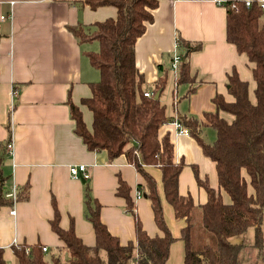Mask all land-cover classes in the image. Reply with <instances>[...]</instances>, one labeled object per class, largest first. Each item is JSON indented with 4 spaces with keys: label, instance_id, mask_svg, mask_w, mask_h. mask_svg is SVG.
<instances>
[{
    "label": "crops",
    "instance_id": "crops-1",
    "mask_svg": "<svg viewBox=\"0 0 264 264\" xmlns=\"http://www.w3.org/2000/svg\"><path fill=\"white\" fill-rule=\"evenodd\" d=\"M225 1L158 0L152 22L146 24L135 44V65L143 76V85L153 87L160 77L167 83L169 77L173 88L171 60L184 54L178 52L177 37L202 45L200 51L189 55L193 84L185 85L183 93V85L174 88V108L168 112L165 108L173 121L158 130V138L167 136L173 146V161L184 163L178 177V194L191 196L195 205L204 204L207 195L197 186L194 171L218 190L215 163L202 153L193 137L179 132L175 118L185 115L203 121L204 113L215 110L212 99L216 94L231 101L226 75L233 67L243 81L251 78L245 56L236 54L226 41ZM259 1L264 6V0ZM82 2L0 0V143L10 140L13 144L11 155L5 151L2 166L7 177L5 194L13 191L15 195L29 185L27 200L15 202L12 198L11 206L0 208L4 260L8 256L14 259L12 247L17 245L38 244L54 252L64 246L50 227L52 202L61 229L72 227L83 245L93 247L96 242L87 219V203H97L101 223L121 245L134 244L133 218L124 197L117 194L120 181L129 187L133 211L142 229L149 237L162 236L146 198L145 182L137 170L123 155L109 160L105 151H89L74 133L67 101L79 106L83 122L91 130L92 114L81 102L91 97L90 85L98 81L99 75L83 53L94 50V46L80 44L69 27L116 17L112 6L91 10ZM190 86L195 91L185 97ZM145 92L151 90L146 88ZM220 115L225 118L223 113ZM77 165L85 166V180L70 176L69 168ZM146 171L156 182L166 226L176 238L165 264H183L184 245L179 237L184 221L174 218L172 207L164 199L160 170L148 167ZM219 193L222 202L230 204V197L223 190ZM249 230L252 234L243 240L251 244L254 231ZM262 233L264 242V222ZM243 240L238 238L234 244Z\"/></svg>",
    "mask_w": 264,
    "mask_h": 264
},
{
    "label": "trees",
    "instance_id": "trees-1",
    "mask_svg": "<svg viewBox=\"0 0 264 264\" xmlns=\"http://www.w3.org/2000/svg\"><path fill=\"white\" fill-rule=\"evenodd\" d=\"M227 0L225 9V37L238 55H244L254 82V100L249 97V86L236 68L226 75L227 93L232 98L216 94L212 102L214 112L204 113L203 121L190 116H177L176 121L188 129L202 150L215 163L218 190L199 178L207 200L195 205L191 196L178 194V177L184 163L173 161V146L167 136L158 138L159 128L173 118L167 117L159 97L165 79L159 78L145 97L144 79L135 65V44L143 35L146 24L153 20L152 11L158 0H83L82 4L95 10L102 6L116 9L114 19L95 21L89 26L69 27L80 44L96 43L98 49L83 52L90 65L99 73L97 82L90 85L91 97L81 105L92 114L91 130H87L79 106L67 101L74 133L89 151H105L109 160L125 156L141 175L150 201L153 220L162 236L149 237L133 211L129 187L120 181L117 194L124 197L126 209L134 222L135 243L121 245L109 234L99 219L97 203H87V219L95 233V245L87 247L75 235L73 228L59 226V214L53 203L51 230L63 243L54 252L42 251L43 246L17 245L12 247L15 264H165L170 245L176 240L168 230L161 198L148 167L158 168L165 201L172 207L174 218L184 221L179 240L184 245L183 264H264V9L259 0ZM182 60L178 65L175 87L194 82L189 55L202 49L199 42L177 37ZM180 55V54H179ZM195 87H189L185 97ZM158 98H155L156 94ZM232 117L228 122L220 114ZM211 128L215 140L208 144L202 138V129ZM0 143V208L11 206L12 198L5 197L7 177L2 166L6 146ZM250 189V190H249ZM29 185L15 193V202L27 200ZM219 190L230 197L224 204ZM253 229L251 244L231 243L230 238ZM0 264H8L0 248Z\"/></svg>",
    "mask_w": 264,
    "mask_h": 264
},
{
    "label": "rangeland",
    "instance_id": "rangeland-1",
    "mask_svg": "<svg viewBox=\"0 0 264 264\" xmlns=\"http://www.w3.org/2000/svg\"><path fill=\"white\" fill-rule=\"evenodd\" d=\"M92 45L94 46V50L96 51L98 49V45L96 43H92ZM97 74L99 75V73H97ZM168 74L170 75V72L169 71H168ZM98 79L99 78H97V80ZM245 81L248 83V86H249V90H250L249 97H250L251 100H254V95H253V91H252L253 90V87H254V82H253V80L251 78H249V80L247 79ZM184 86L185 85L181 86V88H180V90L182 89V93L186 89ZM143 88L144 89L147 88V89L152 90L153 87H147L146 85H143ZM173 90H174V88L171 86V83L169 82V77H168V80H167L165 89H164L163 93L160 95V99H159L160 103L165 106L166 112H168L169 110H171L172 108H174V99H175V97L173 96ZM149 93H151V92H149ZM180 97H182V94L181 93H180ZM177 98H179V95L177 96ZM230 99L232 100L231 97H230ZM223 116L225 117L224 119H226L228 122H230L232 120V117L230 115L224 114ZM201 136H202V138L205 141H208L207 142L208 144L213 143L214 140H215V132L211 128H204V129H202V135ZM251 234H252V231L249 230L243 236L234 237L231 242L232 243H235L238 238L241 239V240H243L245 238L246 239H249L248 237ZM243 241H245V240H243ZM7 258L8 259H6L5 261L8 264H15V260L13 258L10 259L9 256Z\"/></svg>",
    "mask_w": 264,
    "mask_h": 264
},
{
    "label": "built area",
    "instance_id": "built-area-1",
    "mask_svg": "<svg viewBox=\"0 0 264 264\" xmlns=\"http://www.w3.org/2000/svg\"><path fill=\"white\" fill-rule=\"evenodd\" d=\"M246 5H248V0L246 1ZM261 7L264 9L263 4H261ZM181 60H182V56L181 55H175L172 58V60H171V67H170V69H171L173 75L175 76V78L177 76L178 65L180 64ZM151 95H152V93H149V92H145L144 93V96L145 97H149ZM174 124L178 128V130H179V132L181 134H183L184 136H190L188 129H186L183 126H181L176 120L174 121ZM12 150H13V144L11 142H9L7 144V146H6V154L7 155H11L12 154ZM69 173H70V176L73 179H83V180H85L87 178V173H86V169H85V166L84 165H77V166L70 167L69 168ZM6 196H7V198H15V195H14V192L13 191L10 192V193L5 194V197ZM137 198H140V196L137 195ZM10 214L13 215L14 214V211L11 210L10 211ZM42 251L43 252H46L47 251V248L43 247L42 248Z\"/></svg>",
    "mask_w": 264,
    "mask_h": 264
},
{
    "label": "water",
    "instance_id": "water-1",
    "mask_svg": "<svg viewBox=\"0 0 264 264\" xmlns=\"http://www.w3.org/2000/svg\"><path fill=\"white\" fill-rule=\"evenodd\" d=\"M158 95H159V94L157 93V94L155 95V98H158Z\"/></svg>",
    "mask_w": 264,
    "mask_h": 264
}]
</instances>
